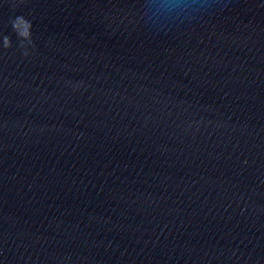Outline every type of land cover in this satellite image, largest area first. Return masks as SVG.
Here are the masks:
<instances>
[{
  "label": "water",
  "instance_id": "95a60500",
  "mask_svg": "<svg viewBox=\"0 0 264 264\" xmlns=\"http://www.w3.org/2000/svg\"><path fill=\"white\" fill-rule=\"evenodd\" d=\"M0 264H264V0H0Z\"/></svg>",
  "mask_w": 264,
  "mask_h": 264
}]
</instances>
